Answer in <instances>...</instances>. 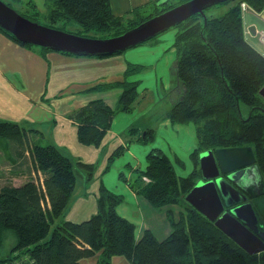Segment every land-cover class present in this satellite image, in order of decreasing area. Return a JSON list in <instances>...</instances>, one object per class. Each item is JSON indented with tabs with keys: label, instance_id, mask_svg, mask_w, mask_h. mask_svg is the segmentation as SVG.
Segmentation results:
<instances>
[{
	"label": "trees",
	"instance_id": "trees-1",
	"mask_svg": "<svg viewBox=\"0 0 264 264\" xmlns=\"http://www.w3.org/2000/svg\"><path fill=\"white\" fill-rule=\"evenodd\" d=\"M4 1L12 7L14 2L22 3L26 10L21 13L33 20L44 14L35 1ZM184 1L152 0L123 15L113 12L111 0L46 3L47 16L53 21L78 23L82 35L111 37ZM242 1L256 12L264 10V0H227L220 3L230 4L223 14L197 13L177 25L178 56L173 66L175 89L179 87L180 94L175 96L169 116L181 123L195 124L198 145L192 152L193 170L178 175L167 153L160 147H151L146 167L136 169L135 180L128 181L152 206L165 208L170 233L159 238L146 228L137 238L136 224L118 212L124 195L103 183L96 213L82 221L65 218L77 181L72 159L54 143L37 142L33 134L39 132L37 128L0 119V138L14 142L17 158L28 151L36 171L44 174L42 184L30 179L0 187V264H84V258L98 252V264H112L111 257L117 254H125L129 264H264V251L248 253L185 199L202 178L200 153L206 149L251 145L259 154L264 178V97L260 94L264 86V54L247 40ZM0 30L18 41L1 27ZM152 42L157 43V38ZM145 67L129 62L123 79L88 89L120 88L122 93L115 107L99 97L75 110L70 118L77 123L81 142L98 144L116 113L132 110L141 80L128 79ZM145 131L133 137L152 141L153 129L147 127ZM122 151L120 146L109 159ZM78 166L92 179L94 163L78 162ZM254 193L253 201L263 199L264 184ZM255 209L263 221L264 208L256 205ZM8 231L14 233L16 241L9 252L3 253Z\"/></svg>",
	"mask_w": 264,
	"mask_h": 264
},
{
	"label": "rangeland",
	"instance_id": "rangeland-1",
	"mask_svg": "<svg viewBox=\"0 0 264 264\" xmlns=\"http://www.w3.org/2000/svg\"><path fill=\"white\" fill-rule=\"evenodd\" d=\"M162 1L165 0H160V2ZM37 4L44 14L34 18V21L73 33H82L81 26L78 23L73 22L72 25H66L63 20L53 21L50 19L47 16L48 6L46 0H37ZM229 5L211 6L206 9L205 13L207 16H218L223 14ZM13 6L22 13L26 10V6H23L22 3L14 2ZM255 12L253 8L245 12L243 14L244 21L247 24L252 23L258 28L261 26L263 28L264 22ZM259 15L264 19L262 13ZM129 16L133 17L132 14H129ZM177 30L176 25L159 34L161 38L166 39L167 43L165 49L156 52L165 51L164 58L157 65L158 68H151L152 65H155L152 63L157 59L147 56V51H150L148 49L150 46L158 45V42L152 41L156 38L159 39V35L137 47L104 57L79 56L76 58L57 52V57L54 58L57 60L52 62L55 71L53 70L48 81L49 93H47V96H49L43 105H39L43 108L37 107L35 102H31L27 107H25L26 104L17 103L16 100H21L15 99L9 90L6 95L0 93V119L13 120L26 127L37 128L39 132L33 133L37 142L41 144L54 143L72 159L77 172V187L66 208L65 218L74 221L88 219L84 211L91 209L86 206V201L88 203L93 202L95 197L100 195L102 183L109 189L116 191V193H123L124 197H127L128 192L125 190L128 181L135 180L136 169H143L147 165V156L144 152H141V147L148 149L158 143L160 148L170 157L178 175H187L193 170L195 163L192 152L198 145L195 124L193 121L181 123L169 116L174 98L180 94L179 87L177 90L175 89L177 79L174 74L175 66H173L178 50L174 39L171 37V35L174 36ZM246 32L248 34V30ZM246 37L253 46L264 54V44L259 38L252 35ZM172 42H174V45L168 47L167 45ZM144 45L146 47H143ZM51 51L56 52L54 50H47L46 52ZM130 57L137 61H132ZM128 60L135 64H145L147 67L137 71L134 73L135 76L131 75L128 79L141 80L138 84L139 97L132 105L131 111L116 113L111 124L112 130L117 129V133H119V129H123L120 132V137H124L129 141L128 132L130 128L127 125L132 121L135 122V126L138 123L145 122L146 125L153 128V138L152 141L148 140L147 142L138 141L137 139L131 140L129 155L125 152V154L121 153L122 155L120 154L117 158L109 160L112 151L120 145L117 133L109 131L98 144H85L79 140L76 125L69 120V116L73 115L81 105L94 98L103 97L113 107L117 106L116 95L118 90L109 89L111 91L103 92L86 89V91H83L80 90L83 87L81 85H84L81 84L82 82L78 86L68 87L67 85L76 79L78 81L87 79L88 83L92 85L123 79L125 64ZM39 88V86L30 88V90L26 88V91L40 97L44 91L39 90ZM16 152L18 151L14 142L0 138V187L6 183L19 185L30 179L42 184L44 174L36 171L30 153L27 151L21 158H17ZM78 162L94 163L92 179H88L86 172L78 166ZM130 207L134 211L137 208L136 205L131 204ZM258 217L260 222L263 223L262 217L260 215ZM157 233L159 238L165 236L163 232L159 233V229H157ZM15 241L14 233L8 231L4 239L3 253L9 252ZM98 256L99 252L84 259L96 261ZM111 263L129 264V259L125 254H117L111 257Z\"/></svg>",
	"mask_w": 264,
	"mask_h": 264
},
{
	"label": "water",
	"instance_id": "water-1",
	"mask_svg": "<svg viewBox=\"0 0 264 264\" xmlns=\"http://www.w3.org/2000/svg\"><path fill=\"white\" fill-rule=\"evenodd\" d=\"M225 1L227 0H186L119 35L94 37L41 24L0 0V27L24 44L68 54L105 56L145 43L191 16L204 14L207 8ZM260 94L264 97V86L260 89ZM255 162L251 145L206 149L200 153L202 178L185 197L190 205L215 222L250 254L264 251V228L252 202L245 201L247 197L236 185L247 187L251 183H244L254 173L260 179ZM221 173L227 176H222Z\"/></svg>",
	"mask_w": 264,
	"mask_h": 264
},
{
	"label": "crops",
	"instance_id": "crops-1",
	"mask_svg": "<svg viewBox=\"0 0 264 264\" xmlns=\"http://www.w3.org/2000/svg\"><path fill=\"white\" fill-rule=\"evenodd\" d=\"M23 1H30V0H23ZM31 1H35L37 3V0H31ZM150 1H152V0H111V4H112L113 12L116 15H122V14H126V13L132 11L136 7H140V6L145 5ZM250 12H252V11H250ZM252 13H254V12H252ZM260 13H262V15L264 16V10L261 11ZM260 13L255 12V14L264 22V19L259 15ZM244 24H245L246 31L248 30V34L246 32V36L252 35V36H255L258 38V36L256 34V29L258 27L252 23L247 24V23H245V21H244ZM263 26H264V24H263ZM251 27H253V29H250ZM260 28H262V26ZM260 28H258V29H260ZM158 37H159V39H157L158 45L156 44L155 46H153V45L150 46L148 48L150 51H147V56H151V58L157 59L155 62L152 63V64H155L154 66L153 65L151 66V68H153V69L158 68L157 67L158 63L165 56V51H162L160 53H156V52H159V51L165 49L166 43H167L166 39L161 38V35H159ZM171 37L175 41V34H174V36L171 35ZM173 44H174V42L170 43L167 46L169 47V46H172ZM143 47H146V46L144 45ZM46 51L47 50H43L39 46H32L31 47L28 45H24L23 43L21 44L18 41L14 40L9 35L5 34L2 30H0V93H2L3 95H6L8 90H9L15 99L17 98V99L21 100V101L16 100L17 103L26 104L25 107H27L31 104V102H35L37 107L43 108V107H40L39 105H43L44 101L49 96V95L47 96V93H49L48 81H49L50 76L53 73V70L55 71V69L53 68L52 62L54 60H57L54 58L57 57L56 56L57 52H59V51H56V52H52V51L46 52ZM59 53L68 54V53H64V52H59ZM68 55H71V56L76 57V58L79 56H82V55H75V54H68ZM172 56L174 57L175 55H172ZM177 56H178V53L176 55V58H177ZM59 57H61V56H59ZM97 57H99V56H97ZM130 59L132 61H137L136 59H133L132 57H130ZM170 61H172V60H170ZM129 62H131V61L128 60L127 63L125 64V69H126ZM173 63H174V61H173ZM124 74H125V71H124ZM46 80H47V82H46ZM112 81H116V80H112ZM80 82H82L81 84H84V85H81L83 87H81L82 89H80L83 91H86V89H89L90 87L96 85L95 83H94V85L89 84L87 79L80 80V81H78L76 79V80H73L67 86L68 87L76 86V85L78 86V85H80L79 84ZM38 86L40 87L39 90L42 89L44 91L41 93L40 97L38 95H34L33 93H30V91L29 92L26 91L27 90L26 88H29V90H30V88H33V87L37 88ZM114 89L118 90V93L116 95L117 96V102H118V99H119L120 94L122 93V90L120 88H114ZM109 91H111V90H109ZM103 92H108V90L103 91ZM100 98H103V97H100ZM117 102H116V104H117ZM110 105H112V104H110ZM114 118H115V116H114ZM114 118H113V120H114ZM69 120L73 124H75L76 128H77V123L72 118H70V116H69ZM129 122H131V121H129ZM112 123H113V121H112ZM127 127L130 128V131L128 132L129 141L124 139V137L123 138L120 137V135H121L120 132L123 129H119V133H117V129L112 130V126H111L107 132L114 131L115 133H117L118 142L120 143V145H118V146L119 147L123 146L122 154H125V152H126L127 155H129V153H130L129 149L131 148L130 146L132 143L130 141L137 139L133 136H135L139 132H141V134L143 135L145 128L149 127V126L146 125L145 122L138 123V125L135 126V122L132 121L131 123H129L127 125ZM150 128H152V127H150ZM131 133L133 135H131ZM145 133H146V131H145ZM137 140L140 141L139 139H137ZM128 142H130V143H128ZM117 147L115 149H117ZM153 147H160V145L158 143H155ZM125 148L127 149L126 151H125ZM150 148L151 147H149L148 149H144L141 147L140 149H141V152H144L146 155ZM115 149L112 151L111 155L115 152ZM110 156H109V158H110ZM117 157L118 156H116L115 158H117ZM127 185L128 186L126 187L125 191L128 192V195H127V197L125 196L124 201L119 204L118 212L136 224V236H137V238L140 237V235L142 234V232L146 228L152 229L157 234V236H158L157 229H159V233L163 232L165 234V236L168 235L170 233L172 227H171V224L168 220L165 208H156V207L152 206L142 195L138 194L137 191H135L129 184H127ZM76 187H77V181H76ZM111 190H113V189H111ZM114 192H116V191H114ZM96 200H97V196L95 197L93 202L88 203V201H86V206L88 207V209H91V210H85L84 211L87 218H89L91 215L96 213V211H97ZM251 202H252L254 208L256 207V205L262 206L264 208V198L261 199L258 197L255 201H253V198H252ZM90 203H94V204H90ZM130 204L133 206L134 205L137 206L135 211L130 207ZM178 210H179V208H177V211ZM257 215H258V213H257ZM260 224L264 225V220H263V223L260 222ZM83 262H84V264H98L97 260L91 261L88 259H83Z\"/></svg>",
	"mask_w": 264,
	"mask_h": 264
},
{
	"label": "flooded vegetation",
	"instance_id": "flooded-vegetation-1",
	"mask_svg": "<svg viewBox=\"0 0 264 264\" xmlns=\"http://www.w3.org/2000/svg\"><path fill=\"white\" fill-rule=\"evenodd\" d=\"M253 151H254V155H255V158H256L255 166H257L258 169H259L260 179L258 178L257 173H254V175L250 179L245 181V183H244V184H246V182H249V183H251L250 185H248L247 187H242L241 184H237L236 185L243 192V194L247 197L245 199V201H251L253 195H255L254 192H259L260 189L262 188V184H264L262 182V180L264 178L262 177L261 166H260L261 164H260V160H258V155L259 154L254 149H253ZM221 175L225 176V177L227 176V174H224V173H221ZM227 209H230V207L227 208Z\"/></svg>",
	"mask_w": 264,
	"mask_h": 264
},
{
	"label": "built area",
	"instance_id": "built-area-1",
	"mask_svg": "<svg viewBox=\"0 0 264 264\" xmlns=\"http://www.w3.org/2000/svg\"><path fill=\"white\" fill-rule=\"evenodd\" d=\"M241 7H242L243 14H244V12L251 10L250 5L246 1L241 2ZM256 34H257L258 38L260 39V41L264 44V27L261 29L257 28Z\"/></svg>",
	"mask_w": 264,
	"mask_h": 264
}]
</instances>
